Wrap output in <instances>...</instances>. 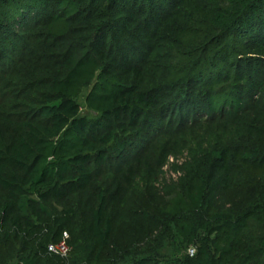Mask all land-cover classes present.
<instances>
[{
	"label": "trees",
	"instance_id": "1",
	"mask_svg": "<svg viewBox=\"0 0 264 264\" xmlns=\"http://www.w3.org/2000/svg\"><path fill=\"white\" fill-rule=\"evenodd\" d=\"M0 264H264V0H0Z\"/></svg>",
	"mask_w": 264,
	"mask_h": 264
},
{
	"label": "rangeland",
	"instance_id": "2",
	"mask_svg": "<svg viewBox=\"0 0 264 264\" xmlns=\"http://www.w3.org/2000/svg\"><path fill=\"white\" fill-rule=\"evenodd\" d=\"M81 103H82V100H81ZM127 221L130 222L129 225H132V221H133V218H131V214L130 212H128V217H127ZM123 227H121V230L124 231V233H128L126 237L122 236V240L123 242H126L128 244V246L131 248L132 247V244L134 243V239L132 238H129V233L133 236H138V233L135 231L134 228H131L129 227L128 225L125 227V229H123ZM156 239H154V237H151L150 239L149 238H144V241L140 244V247H143V248H148L150 247L152 244L156 243L157 241H154ZM133 242V243H132ZM151 243V244H150Z\"/></svg>",
	"mask_w": 264,
	"mask_h": 264
},
{
	"label": "built area",
	"instance_id": "3",
	"mask_svg": "<svg viewBox=\"0 0 264 264\" xmlns=\"http://www.w3.org/2000/svg\"><path fill=\"white\" fill-rule=\"evenodd\" d=\"M65 239H67L66 234H64V240L61 243H59L57 245H49L48 249H47L48 252L50 254H53V255L58 256L60 258H66L69 254V247L67 246ZM189 253L193 254L194 250L190 249Z\"/></svg>",
	"mask_w": 264,
	"mask_h": 264
}]
</instances>
